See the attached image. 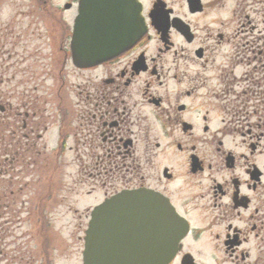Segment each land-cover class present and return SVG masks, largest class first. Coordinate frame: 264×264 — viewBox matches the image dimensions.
Listing matches in <instances>:
<instances>
[{"label":"flooded vegetation","instance_id":"af4514ba","mask_svg":"<svg viewBox=\"0 0 264 264\" xmlns=\"http://www.w3.org/2000/svg\"><path fill=\"white\" fill-rule=\"evenodd\" d=\"M31 1L59 28L46 68L54 83L45 97L36 91L37 47L4 57L16 69L0 77V264L21 261L13 243H54L52 174L45 198L24 194L36 190L39 151L70 150L74 139L113 170V193L153 190L186 219L170 264H264V0H138L140 39L88 68L71 57L80 0L55 10ZM69 71L82 79L75 100ZM38 255L52 264L47 248L30 264Z\"/></svg>","mask_w":264,"mask_h":264},{"label":"rangeland","instance_id":"374dc122","mask_svg":"<svg viewBox=\"0 0 264 264\" xmlns=\"http://www.w3.org/2000/svg\"><path fill=\"white\" fill-rule=\"evenodd\" d=\"M63 1L52 0L50 9L55 10V5L62 4ZM63 16L67 21L72 20V11L65 12ZM51 30L53 31L52 36H57L56 32L59 28L56 19L46 12L45 7L37 6L31 0H0V77L4 72L11 76L16 69L13 66L6 69L4 57H7L10 63L13 61V55L19 51L23 52L25 47L27 49L24 53L27 55L29 50L37 47L36 67L39 86L36 91L45 97L49 84L54 83L52 75L50 76L46 69L51 68L50 62L52 55L54 56L52 39H50ZM53 39H55L54 36ZM42 62H49L50 65H42ZM102 71L103 69L98 72L102 75ZM69 74V93L67 94L69 99L75 100L78 98L76 96L79 90L82 89V86L79 87L78 84L82 79H76L71 71ZM47 75V81H44V76ZM2 88L3 86H0V91ZM67 94L65 93L66 96ZM71 128L73 130L77 127L74 124ZM71 145L73 148L62 152L51 149L39 151L36 190L32 192L27 189L28 191L26 190L24 194L25 197L37 194L39 198L41 196L45 198V193H48L47 182L52 174V198H50L49 206L52 211L55 241L52 242V246L47 247V250L54 264H83V235L90 220V209L105 197L106 191L113 190V170H109V156H107L109 152L100 151L102 158L106 157L105 165L108 166L97 168L95 164L101 162L100 159L89 161L88 152L75 148V139L71 141ZM110 165L113 166V164ZM27 172L28 170L24 169L21 175ZM29 177L28 174L27 178ZM30 224L31 222L27 223L18 231L31 232L32 227L28 226ZM18 246L15 243L10 246V249L14 250L11 255L19 256L21 261L17 260L11 264H30L29 257L33 252L37 251L38 254H42L40 244L30 243L22 248ZM37 260L38 264L43 261L39 255Z\"/></svg>","mask_w":264,"mask_h":264},{"label":"water","instance_id":"95a60500","mask_svg":"<svg viewBox=\"0 0 264 264\" xmlns=\"http://www.w3.org/2000/svg\"><path fill=\"white\" fill-rule=\"evenodd\" d=\"M131 1V18L119 15L124 0L80 1L71 42L76 65H98L138 39V3ZM186 232V221L168 201L145 190H124L92 210L84 264H167Z\"/></svg>","mask_w":264,"mask_h":264}]
</instances>
